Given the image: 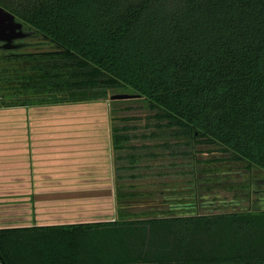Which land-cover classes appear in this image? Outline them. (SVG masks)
I'll use <instances>...</instances> for the list:
<instances>
[{"label":"trees","instance_id":"1","mask_svg":"<svg viewBox=\"0 0 264 264\" xmlns=\"http://www.w3.org/2000/svg\"><path fill=\"white\" fill-rule=\"evenodd\" d=\"M0 7L23 25L24 40L54 49L0 48V107L105 101L110 90H129L153 113L152 127L264 173V0ZM129 120L110 117L115 161L126 160L116 173L142 159L126 145L138 138ZM0 264H264V211L2 229Z\"/></svg>","mask_w":264,"mask_h":264},{"label":"crops","instance_id":"2","mask_svg":"<svg viewBox=\"0 0 264 264\" xmlns=\"http://www.w3.org/2000/svg\"><path fill=\"white\" fill-rule=\"evenodd\" d=\"M115 157L105 102L0 107V230L115 221Z\"/></svg>","mask_w":264,"mask_h":264},{"label":"rangeland","instance_id":"3","mask_svg":"<svg viewBox=\"0 0 264 264\" xmlns=\"http://www.w3.org/2000/svg\"><path fill=\"white\" fill-rule=\"evenodd\" d=\"M16 43L29 45L19 49L22 52L54 51L52 47L36 39H26ZM114 95L134 96L135 94L129 90L113 89L108 91L107 100L102 102L106 104L109 118L113 114L129 118V122H132L130 125L135 126L136 130L129 134L138 138L126 145L135 148L129 153L142 156L137 174L143 175L138 177L142 178L138 182H129V179H123L121 183L123 190L120 192L119 189L116 190V198L119 193L127 198L119 201L121 211H118L115 220L120 216L124 219L146 218L147 214L140 209V206L156 205L163 201H165V205L171 204L178 208L184 205L181 203L183 199L178 197L183 196L186 192L189 193L184 189L190 182L188 168H192V166L200 168L204 173H216V175H203V179L209 177L208 179L212 181L204 184L202 188L203 193L206 192V198L214 202L208 206L213 208L209 209L213 213L264 211L263 172L254 168L248 169L247 165L242 162H232L229 155L218 153L212 147H186L184 141L174 140L167 136L165 130L152 127L155 124V121L152 120L153 113L148 110L143 100L135 97L110 101L109 98ZM142 134L146 135L145 139L139 138ZM151 134H156V136H151ZM126 154L127 152L122 156H126ZM114 162L116 166H126V160L121 162L114 160ZM162 173L164 175H161ZM118 174L126 177L128 173L121 171ZM166 189L168 192L165 191ZM209 200H204L203 203L209 202ZM208 207L203 208L201 214H206ZM172 212L180 214L182 210L176 208V211Z\"/></svg>","mask_w":264,"mask_h":264},{"label":"flooded vegetation","instance_id":"4","mask_svg":"<svg viewBox=\"0 0 264 264\" xmlns=\"http://www.w3.org/2000/svg\"><path fill=\"white\" fill-rule=\"evenodd\" d=\"M188 170H189L188 177L190 179L189 180L190 182L186 184V188L184 189V191H188L189 193L186 192L183 194V196L178 197L179 199L180 198L183 199V202L181 203L184 205L178 208V206H172L171 204L165 205L164 204L165 201H163L160 204H156V205L142 206V207L140 206V209H142L145 212V214H147L148 218H152V217L162 218V217H169V216H182L183 217V216L208 215V214L213 213L212 210H209L212 207L209 208L208 206H211V204H213L214 202L210 201L209 198H206V195H205L206 192L203 193L202 188L204 184L210 183L212 181L208 179L209 177H207V179H203V175H216V173L215 172L214 173L213 172L204 173L202 172L200 168H197V167L194 168L193 166L192 168L191 167L188 168ZM140 179L142 178L129 179V182H134V181L138 182L140 181ZM121 190L123 189H119V192ZM165 191L168 192L167 189ZM125 198L127 197L119 193L117 197V200H118L117 203H119V201L125 200ZM164 199L166 200V198ZM206 199L209 200V202L203 203L204 200L207 201ZM118 206H119V211H121V203H119ZM207 207L208 209L206 210V214H201V212H203L202 211L203 208H207ZM176 208L182 210V213L176 214L172 212V211H176Z\"/></svg>","mask_w":264,"mask_h":264},{"label":"water","instance_id":"5","mask_svg":"<svg viewBox=\"0 0 264 264\" xmlns=\"http://www.w3.org/2000/svg\"><path fill=\"white\" fill-rule=\"evenodd\" d=\"M27 38L23 25L16 21L15 17L0 7V48L5 51L20 48L17 41H23ZM138 98L137 95H114L109 98L110 101L127 100Z\"/></svg>","mask_w":264,"mask_h":264}]
</instances>
